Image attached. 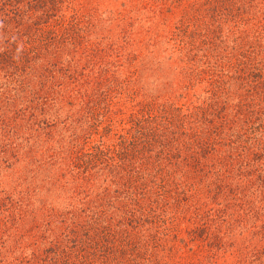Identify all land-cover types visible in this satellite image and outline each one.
<instances>
[{"label": "trees", "instance_id": "trees-1", "mask_svg": "<svg viewBox=\"0 0 264 264\" xmlns=\"http://www.w3.org/2000/svg\"><path fill=\"white\" fill-rule=\"evenodd\" d=\"M63 1L0 0V264H264V0Z\"/></svg>", "mask_w": 264, "mask_h": 264}, {"label": "rangeland", "instance_id": "rangeland-1", "mask_svg": "<svg viewBox=\"0 0 264 264\" xmlns=\"http://www.w3.org/2000/svg\"><path fill=\"white\" fill-rule=\"evenodd\" d=\"M63 1V0H62ZM126 0H64L61 6V14L67 15L71 18L74 13V10H80L81 12L86 11L88 6L95 8V5H105L106 3L112 4L115 8H117L121 3L125 2ZM138 1V0H136ZM83 9L81 10V7ZM86 7V8H85ZM102 9V8H101ZM58 15V14H57ZM103 47H106L105 44H102ZM104 50V48H101ZM105 51V50H104ZM127 117L128 113H124ZM123 118V114L116 115L114 119ZM125 127L124 122L119 124V132ZM16 167L15 170H9L8 172H4L0 176V187L10 189V184L13 180L17 178V175L14 174L16 171H20L23 169V163H16L14 164ZM180 229V227L178 228ZM183 229V227H182ZM181 233L177 236L176 234L173 235V238H167V236L160 237L159 240L155 241L154 239L149 243V249L147 250V257L151 256V260H153L154 264H190L191 260H197L199 255H202L200 252V248L196 249V254H193L192 247L186 248L183 245V239L181 238ZM167 244L166 247L164 245ZM3 256L5 255V249H1ZM172 250V251H171ZM199 251V252H198ZM205 251V247L202 250ZM179 257H182L183 260L178 262ZM233 259L230 256H227L226 259L223 260V255L219 258L218 264H234Z\"/></svg>", "mask_w": 264, "mask_h": 264}]
</instances>
